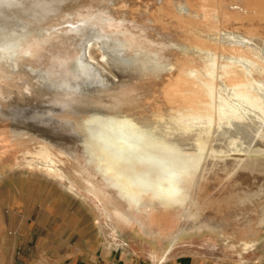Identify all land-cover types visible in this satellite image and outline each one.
<instances>
[{"label":"rangeland","instance_id":"rangeland-1","mask_svg":"<svg viewBox=\"0 0 264 264\" xmlns=\"http://www.w3.org/2000/svg\"><path fill=\"white\" fill-rule=\"evenodd\" d=\"M83 1L0 0V264H61L88 254L135 264H264V40L242 42L261 60L216 54L192 38L166 36L165 44L153 46L127 42L121 30L113 35L94 22L107 15L110 0L93 2L96 9L88 13L93 20L78 13ZM239 26L222 23L210 42L231 45L233 36L224 33ZM171 49L190 61L188 73L209 89L212 108L190 115L157 101L162 112L154 114L149 98L160 92L150 87L139 96L146 105L138 112L157 115L150 130L168 135L164 141L172 159L166 162L191 169L211 163L219 171L224 166L226 174L209 189L201 186L204 193L186 207L143 201L130 209L131 203L96 175L94 162L85 165L89 145L81 154L67 139L83 131L86 139L99 138L94 126L111 114L101 99L108 98L105 93L132 79L145 80L137 70L161 69ZM68 54L73 57L64 60ZM168 70L167 64L160 74ZM177 163L164 166L174 175ZM224 205H230L228 212ZM217 210L223 219L213 215ZM186 213L200 218L181 228Z\"/></svg>","mask_w":264,"mask_h":264},{"label":"bare ground","instance_id":"bare-ground-1","mask_svg":"<svg viewBox=\"0 0 264 264\" xmlns=\"http://www.w3.org/2000/svg\"><path fill=\"white\" fill-rule=\"evenodd\" d=\"M96 1L100 2L99 0H84L82 5H80L81 9H78V13L91 18L88 13L93 11L95 8L93 7V2ZM108 3L105 4L104 8V12L107 15L103 18L100 17L102 21L98 19L94 20V22L99 24L106 32L112 31L113 35H118V31L121 30L123 32L121 37L124 41L143 40L153 46L165 44L166 36L192 38L197 46L216 54L232 53L231 55L249 56V58L254 55L256 59L260 55L259 53H257L259 55H256V52L253 54L252 49L245 47V45L243 46V40H253L255 42L256 39L260 40V43L264 40V0H228V2L224 0H120V2L111 1L112 4L110 3V5ZM212 21H217V23H213ZM232 21L240 22V26L230 27L233 29L232 32L224 33L225 35L233 36L232 42L230 40L231 45H227L228 43L226 45L220 44V42L216 43V40L215 42H210L209 37L216 36L222 23H231ZM226 40H223V42ZM237 42L243 43L241 46H237ZM133 43L131 42L132 45ZM137 45L139 44L137 43ZM164 47L166 46L164 45ZM189 48L191 47L189 46ZM87 49L88 45H86V51ZM177 53H180V51L174 52L172 49L168 50L164 57L169 60H166L167 63L159 70H137L139 74L141 72L140 76L146 78L145 80L132 79L128 84H125L124 88L105 93V96L108 98H101L104 109H107V111H104H109L111 114H106V116L101 115L104 117L98 119L97 124L94 126L95 128L93 127L96 133L99 134V138L86 139L84 131L81 133L76 130L79 134L74 133V136H70L67 139L68 142L73 141L74 144L76 143V145H73L77 146V148L78 146L80 147L81 154L86 150L84 146L87 145L88 147L89 145L88 150L92 154L89 153L87 157L83 155L82 158L85 161V165L91 167V163L94 162L95 167L93 170L96 172V175L108 182L110 187L116 190L122 199L127 200L134 207H138L143 201L156 202L166 208L177 209L179 207H186L190 199L198 198L204 193H201V186L209 189L214 180L225 173L224 170L222 171L224 166L221 168V171H219L220 168L217 167L218 169H216L211 166V163H206L205 168H200L202 164H199L200 166L196 165L191 169L188 168L190 165L188 164V166L187 163L178 164L176 161H173L177 163L175 165L177 168L175 167V169L179 172L172 175L169 172L170 170L168 171L167 165L172 166L171 163L173 162H166V159H172L167 156L168 150L164 141V138L168 135L165 134V130L163 131L164 133L155 132L156 134H153L152 130H150L154 127L153 120L157 116L155 115L154 117V114H159L162 109L160 108V111L157 110L159 109L157 107L162 106L160 103H156L157 101H163L164 104L170 105L168 107H171L174 111H185L190 115H198L210 110L211 106L209 107L208 102L209 89L205 87L202 81L188 73L190 61L185 60L186 58ZM71 57H73V54L65 55L64 60H69ZM89 57L92 58L90 54ZM260 58L258 57V59ZM167 64L171 65V70H168L164 75L160 74ZM260 66L264 72V62H260ZM159 74L161 76L158 79ZM138 75L137 78L140 77ZM150 87H157V90L160 92V94L157 92L156 94H152L153 96L149 98L151 99V103H155L154 109L157 112L159 111L158 113L154 111V118L150 114L141 113L140 115V112H138L140 106L146 105H141L142 102H138L139 96L143 93L145 95L146 90L150 89ZM144 99L149 101L147 97ZM142 101L144 102V100ZM164 110L166 111V108ZM132 113L135 114L132 115ZM161 114L159 115L160 117ZM157 121L160 120L157 119ZM24 127L26 126L24 125ZM158 133L160 134L159 138L157 137ZM40 135L43 138H47L42 133ZM177 137L176 140H180ZM52 138L54 140V137ZM59 139L64 140V138ZM70 146L71 148L73 147L72 145ZM164 163L167 165L164 166ZM180 167L182 170H180ZM184 171L189 172L188 177L182 179L184 181L180 179L181 181L178 182ZM262 193L264 194V191ZM238 202L236 206L239 205ZM229 207L230 205H224L221 208L225 212H228ZM219 210L217 212L214 211L213 215L217 216L218 220H221L223 217L219 214ZM197 218L192 219L191 215L186 213L183 221H180L181 228H187L196 224L200 217L197 216Z\"/></svg>","mask_w":264,"mask_h":264},{"label":"crops","instance_id":"crops-1","mask_svg":"<svg viewBox=\"0 0 264 264\" xmlns=\"http://www.w3.org/2000/svg\"><path fill=\"white\" fill-rule=\"evenodd\" d=\"M130 209H135L133 205H128ZM127 221H133L131 218H126ZM145 234L146 232L143 231ZM61 264H135L129 262V260H124L123 262H120V259L113 257L111 255H81V256H75L73 258H70L68 261L61 263ZM142 264V263H138Z\"/></svg>","mask_w":264,"mask_h":264}]
</instances>
